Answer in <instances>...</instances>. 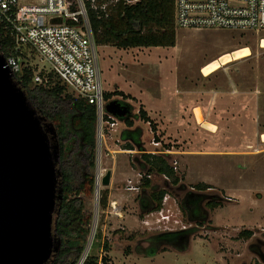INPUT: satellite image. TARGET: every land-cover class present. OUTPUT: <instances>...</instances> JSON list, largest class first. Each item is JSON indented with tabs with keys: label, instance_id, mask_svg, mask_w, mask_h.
I'll use <instances>...</instances> for the list:
<instances>
[{
	"label": "rangeland",
	"instance_id": "rangeland-1",
	"mask_svg": "<svg viewBox=\"0 0 264 264\" xmlns=\"http://www.w3.org/2000/svg\"><path fill=\"white\" fill-rule=\"evenodd\" d=\"M176 34L174 48L97 50L104 92L118 90L129 98L135 121L131 129L142 130L148 153L160 154L171 145L167 160L182 180L174 186L164 177L151 176L153 188H166L169 195L162 211L143 212L139 197L146 198L152 189L141 185V153L124 150L127 125L119 119L115 129L97 124L100 186L98 193L95 187L94 194L83 195L92 217L84 258L89 252L99 264H264V32ZM244 47L249 57L211 76L202 74L206 64ZM141 108L152 125L138 116ZM211 125L214 130L207 128ZM154 135L162 145L154 146ZM109 171L111 184L105 187L102 179ZM198 183L212 189H192ZM104 191L109 192L105 208L100 204ZM191 193L202 197L195 221L187 212ZM212 200L223 207L210 211L206 205ZM189 229L194 232L179 248L153 243L164 233ZM248 231L251 238L241 237ZM104 243L110 246L108 252L102 249ZM153 248L155 254L149 255ZM104 257L106 263L101 262Z\"/></svg>",
	"mask_w": 264,
	"mask_h": 264
},
{
	"label": "trees",
	"instance_id": "trees-1",
	"mask_svg": "<svg viewBox=\"0 0 264 264\" xmlns=\"http://www.w3.org/2000/svg\"><path fill=\"white\" fill-rule=\"evenodd\" d=\"M89 19L98 47L113 46L127 51L139 48H174L177 43L174 0H143L142 3L134 6L120 5L116 14L108 19L101 18L96 12L90 11ZM14 50V40L0 29V55L8 56ZM17 56L21 57L23 73L15 75L14 82L26 94L29 104L37 111L44 123L54 127L60 144L59 166L62 170L63 200L54 216L53 234L61 240L62 244L60 251L49 264H79L89 246L92 227V217L86 213L83 195L94 194L96 187L97 107L68 92V88L52 73H42L48 82L43 85L36 84L34 78L39 65L35 55L25 50ZM128 99L118 90L104 93L106 103L122 100L121 103L129 106L130 115L119 119L124 121L128 128L122 133V139L128 141L124 150H137L141 153L140 170L144 174L141 185L144 190L152 189L151 194L146 198L139 197L141 198L140 206L143 212H160L163 210V202L169 192L166 188L159 190L153 188L151 176L164 177L174 186H179L182 178L177 175L174 166L167 160V154L148 153L141 140V130L132 131L135 121L131 118L133 107L128 103ZM138 116L145 123L152 125L144 109L139 110ZM105 119H108L107 115ZM154 140L163 144L161 138L156 135ZM166 151H171V145L164 147L161 152ZM192 189L204 192L212 189V186L198 183ZM108 195V191L103 192L100 200L103 208L107 205ZM201 198L192 193L188 197L192 205V208L187 210L191 221L197 220L195 218L200 214L198 204ZM206 206L210 211H215L222 208L223 204L212 200ZM193 232L194 229L167 232L153 240V243L154 245L167 243L179 248L183 241L188 243V237ZM241 237L251 238L252 232H244ZM102 249L108 252L109 244L104 243ZM155 252L153 248L149 255H154ZM99 262V258L87 255L83 264H99ZM101 262L106 263L107 258H102Z\"/></svg>",
	"mask_w": 264,
	"mask_h": 264
},
{
	"label": "built area",
	"instance_id": "built-area-1",
	"mask_svg": "<svg viewBox=\"0 0 264 264\" xmlns=\"http://www.w3.org/2000/svg\"><path fill=\"white\" fill-rule=\"evenodd\" d=\"M142 2L0 0V29L14 40L15 46L8 56H2L15 76L23 73L21 57L17 55L30 51L39 65L34 78L36 84H46L48 79L42 73H52L77 98L97 107L101 129L103 123L115 129L118 118L105 111L107 103L98 61L99 47L95 43L89 12L108 19L116 14L118 6H134ZM174 26L176 31L263 33L264 0H174ZM155 145L158 147L161 143L154 140Z\"/></svg>",
	"mask_w": 264,
	"mask_h": 264
},
{
	"label": "water",
	"instance_id": "water-1",
	"mask_svg": "<svg viewBox=\"0 0 264 264\" xmlns=\"http://www.w3.org/2000/svg\"><path fill=\"white\" fill-rule=\"evenodd\" d=\"M105 111L124 119L129 106L111 101ZM60 144L14 82L0 55V264H49L61 248L53 234L63 200ZM100 168L97 167L96 192ZM107 172L102 185L111 184Z\"/></svg>",
	"mask_w": 264,
	"mask_h": 264
},
{
	"label": "bare ground",
	"instance_id": "bare-ground-1",
	"mask_svg": "<svg viewBox=\"0 0 264 264\" xmlns=\"http://www.w3.org/2000/svg\"><path fill=\"white\" fill-rule=\"evenodd\" d=\"M261 45L264 48V40L261 41ZM249 55H250V50L247 47L241 48V49H239L235 52H232V53L224 54L223 56H221L217 60H214V61L206 64L204 66V68H202L203 69L202 74L205 77L211 76L212 74L216 73L220 68L228 65L229 63L236 61V60L244 59L246 57H249ZM195 116L199 122L203 121V114L198 108L195 110ZM207 128H209V130H214V126H212V125L208 126ZM262 141L264 142V135L262 137ZM88 250H86V251H88ZM88 254H89V252L86 255H88ZM84 257H85V255H84ZM84 257L79 262V264H82L84 262V259H85Z\"/></svg>",
	"mask_w": 264,
	"mask_h": 264
},
{
	"label": "crops",
	"instance_id": "crops-1",
	"mask_svg": "<svg viewBox=\"0 0 264 264\" xmlns=\"http://www.w3.org/2000/svg\"><path fill=\"white\" fill-rule=\"evenodd\" d=\"M145 111V110H144ZM148 117H149V115H148ZM134 130H136V129H132V131H134ZM264 135V134H263ZM263 135H262V137H263ZM141 140H142V130H141ZM136 151V150H135ZM130 152V151H129ZM132 152V151H131ZM168 153H172V150L171 151H167V153H165V154H167L168 155Z\"/></svg>",
	"mask_w": 264,
	"mask_h": 264
}]
</instances>
